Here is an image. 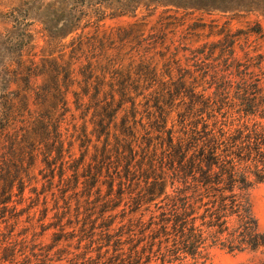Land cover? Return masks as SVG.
Returning a JSON list of instances; mask_svg holds the SVG:
<instances>
[{"label": "trees", "instance_id": "trees-1", "mask_svg": "<svg viewBox=\"0 0 264 264\" xmlns=\"http://www.w3.org/2000/svg\"><path fill=\"white\" fill-rule=\"evenodd\" d=\"M3 14L0 264H207L215 249L264 264V52L247 43L264 32L231 25L264 0H20ZM212 14L228 19L196 44Z\"/></svg>", "mask_w": 264, "mask_h": 264}, {"label": "rangeland", "instance_id": "rangeland-1", "mask_svg": "<svg viewBox=\"0 0 264 264\" xmlns=\"http://www.w3.org/2000/svg\"><path fill=\"white\" fill-rule=\"evenodd\" d=\"M20 2V0H0V30H4V28L9 27L8 20L3 16L4 12H6V9L11 5H16ZM144 13V12H143ZM157 18V13L151 18L155 20ZM215 19V22L218 25H222L224 21H226L228 18L222 17L219 14H212V15H204L202 17L201 22L204 23V26L200 27V33L197 37H194L195 39H198L199 42L196 44H199L203 42L204 40H213L215 37H210L207 39V35L210 32V27L208 24L212 23V20ZM128 21L130 19L123 18L120 20H112L107 21V25H116L123 23V21ZM245 21H249L252 25H254V22H259L260 25L263 28L264 32V14H249L245 17L241 18H235L232 20L231 25L232 28H244L246 25ZM192 23V21H189ZM245 38H241L240 44L242 47L246 46L247 43L250 44V48L257 47L256 49H260L259 52H264V37H259L257 35H252L248 38V42L245 43ZM43 44V41H40V45ZM236 54L238 57H241L243 55L240 48L236 49ZM254 54V53H253ZM250 69H253L250 67ZM257 70V69H255ZM258 72H254L253 79H259L261 82L264 83V74H258ZM255 74V75H254ZM251 199H252V208L253 212L257 218L259 229L264 232V183L259 184L255 186L251 190ZM151 210L155 212L157 215V204L151 206ZM21 219L23 222H26L27 218L26 215L23 214L21 216ZM6 222L1 221L0 223V229L4 231V226ZM22 224V223H21ZM260 255L259 253L255 252H239V253H228L224 250L215 249L212 251L211 256L207 262V264H246V263H253V264H259Z\"/></svg>", "mask_w": 264, "mask_h": 264}]
</instances>
